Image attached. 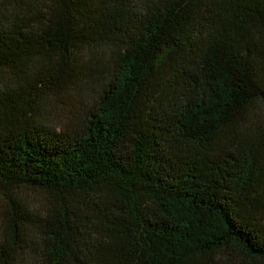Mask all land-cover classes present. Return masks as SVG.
<instances>
[{
  "label": "trees",
  "instance_id": "obj_1",
  "mask_svg": "<svg viewBox=\"0 0 264 264\" xmlns=\"http://www.w3.org/2000/svg\"><path fill=\"white\" fill-rule=\"evenodd\" d=\"M0 264H264V0H0Z\"/></svg>",
  "mask_w": 264,
  "mask_h": 264
}]
</instances>
